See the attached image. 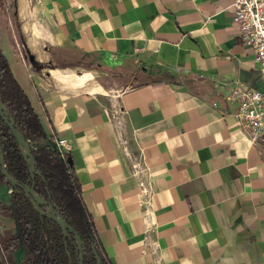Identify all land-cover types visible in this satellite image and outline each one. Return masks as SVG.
I'll return each mask as SVG.
<instances>
[{
    "label": "crops",
    "instance_id": "crops-1",
    "mask_svg": "<svg viewBox=\"0 0 264 264\" xmlns=\"http://www.w3.org/2000/svg\"><path fill=\"white\" fill-rule=\"evenodd\" d=\"M10 1L0 48L45 132L70 143L111 262L264 264V140L224 99L264 78L233 0Z\"/></svg>",
    "mask_w": 264,
    "mask_h": 264
},
{
    "label": "trees",
    "instance_id": "trees-1",
    "mask_svg": "<svg viewBox=\"0 0 264 264\" xmlns=\"http://www.w3.org/2000/svg\"><path fill=\"white\" fill-rule=\"evenodd\" d=\"M3 0H0V5ZM11 8L7 11L9 12ZM0 101L6 107L14 127L29 143L35 160L34 179H30L16 139L0 115V152L7 173L19 184H27L43 200L42 209L55 206L59 215L80 236L81 254L72 234L64 236L59 226L32 207L25 192L11 184L0 173V187L6 197L0 199V215L12 226L0 237V264H113L92 223L81 196L80 183L68 161L55 147V136L47 134L26 93L15 79L0 48ZM9 191V192H8ZM22 247L26 256L18 261L14 253ZM81 255V258H80Z\"/></svg>",
    "mask_w": 264,
    "mask_h": 264
},
{
    "label": "built area",
    "instance_id": "built-area-1",
    "mask_svg": "<svg viewBox=\"0 0 264 264\" xmlns=\"http://www.w3.org/2000/svg\"><path fill=\"white\" fill-rule=\"evenodd\" d=\"M232 8V24L238 30L239 42L253 53L260 76L264 78V0H233ZM224 99L235 105L236 125L250 141L264 140V92L234 82ZM55 147L64 158L71 145L65 138H60L55 140ZM131 167L133 175L138 176L139 190L149 198L151 189L142 178L146 168L139 161L133 162Z\"/></svg>",
    "mask_w": 264,
    "mask_h": 264
},
{
    "label": "water",
    "instance_id": "water-1",
    "mask_svg": "<svg viewBox=\"0 0 264 264\" xmlns=\"http://www.w3.org/2000/svg\"><path fill=\"white\" fill-rule=\"evenodd\" d=\"M0 115L2 116L3 120L8 124V126L11 129V133L16 139V142L18 144V147L21 151V154L23 156L24 161L26 162L30 174V179H34V174L36 173L35 170V160L34 157L31 154L29 143L25 140L23 135L14 127L13 120L9 117L8 111L4 104L0 101ZM70 162V160H68ZM0 173L7 179V181L11 184L12 190H14L15 187L21 188L26 196L29 198L30 203L33 207V209L42 217L46 216L47 218L51 219L53 222H55L59 228L62 231V234L64 236H68L69 234H72L76 247L78 252L81 254L82 250V241L80 236L72 229L71 226H69L64 219L59 215L57 212L55 206H49L45 210L40 207V204L43 203V200L35 193L32 187H29L27 184L21 185L19 184L15 179H13L6 171V168L4 166L3 161V155L0 152ZM96 258V264H100V258L96 254V252H93ZM81 258V255H80Z\"/></svg>",
    "mask_w": 264,
    "mask_h": 264
},
{
    "label": "rangeland",
    "instance_id": "rangeland-1",
    "mask_svg": "<svg viewBox=\"0 0 264 264\" xmlns=\"http://www.w3.org/2000/svg\"><path fill=\"white\" fill-rule=\"evenodd\" d=\"M12 7H13V3L10 0H3V4L0 5V12L3 13L2 10H4L3 15L5 16V19L11 18L12 19L11 22H15L13 19L14 16H13V12H12ZM9 8H11V10L8 12L7 10ZM0 16H1V13H0ZM0 19H1V17H0ZM8 24L10 25V23H8ZM12 25L13 24H11V26ZM1 33H0V35H1ZM0 41L2 42L1 38H0ZM2 43L4 44V42H2ZM66 55H67V58L69 59V62H71V63H80L83 65H86L89 62L86 58H82V56H80L79 54H77L74 51H70ZM106 79H108V78H106ZM105 85L107 86L108 83H106ZM1 188L2 187H0V199H4L7 196L6 195L7 192H6V190L2 191ZM3 188H5V187H3ZM8 222L9 221L3 222L0 219V237L8 235L9 232H7V229H5V228H8L11 226L10 223H8ZM4 229H5V231H3ZM25 256H26V253L22 247H20L19 250L14 253L15 259H17L18 261H21Z\"/></svg>",
    "mask_w": 264,
    "mask_h": 264
}]
</instances>
